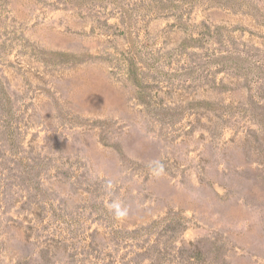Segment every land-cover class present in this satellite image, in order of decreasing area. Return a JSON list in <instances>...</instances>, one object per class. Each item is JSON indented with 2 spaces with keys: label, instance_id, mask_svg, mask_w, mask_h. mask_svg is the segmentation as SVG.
I'll return each instance as SVG.
<instances>
[{
  "label": "rangeland",
  "instance_id": "1",
  "mask_svg": "<svg viewBox=\"0 0 264 264\" xmlns=\"http://www.w3.org/2000/svg\"><path fill=\"white\" fill-rule=\"evenodd\" d=\"M0 264H264V0H0Z\"/></svg>",
  "mask_w": 264,
  "mask_h": 264
},
{
  "label": "clouds",
  "instance_id": "2",
  "mask_svg": "<svg viewBox=\"0 0 264 264\" xmlns=\"http://www.w3.org/2000/svg\"><path fill=\"white\" fill-rule=\"evenodd\" d=\"M156 167L154 168V171L163 172V165L159 164L158 162H155ZM109 207L113 210L114 215L117 218H123L127 215V208L122 205L119 201H113Z\"/></svg>",
  "mask_w": 264,
  "mask_h": 264
}]
</instances>
